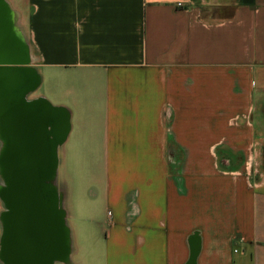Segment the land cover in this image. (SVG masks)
<instances>
[{
  "label": "crops",
  "instance_id": "obj_1",
  "mask_svg": "<svg viewBox=\"0 0 264 264\" xmlns=\"http://www.w3.org/2000/svg\"><path fill=\"white\" fill-rule=\"evenodd\" d=\"M5 1L59 119L54 264H264V0Z\"/></svg>",
  "mask_w": 264,
  "mask_h": 264
},
{
  "label": "flooded vegetation",
  "instance_id": "obj_2",
  "mask_svg": "<svg viewBox=\"0 0 264 264\" xmlns=\"http://www.w3.org/2000/svg\"><path fill=\"white\" fill-rule=\"evenodd\" d=\"M3 17L9 24L8 28L3 24ZM11 26L10 17L3 16L0 10V39L5 49H8L4 53L1 51L0 58L16 60L18 54L15 47L18 37L12 34ZM5 65L0 64V67H6ZM10 66L14 67L13 73L7 72L16 74L17 65ZM27 79L22 80L18 75L0 78V130L4 138L1 162L5 178L30 173L20 169L32 166L35 170L37 168L38 174L48 173L49 167L56 160L53 149L54 140L59 132V119L52 115L45 105L25 100L27 93L25 94L24 89L28 85ZM2 196L6 212L2 226L1 260L3 264H15L16 239L25 231L23 228L26 226V217L30 216L32 210L24 205L25 192L14 189L9 180L5 181ZM56 227V230L55 226L52 227L51 231L59 242L60 252L65 240V230L59 225Z\"/></svg>",
  "mask_w": 264,
  "mask_h": 264
},
{
  "label": "water",
  "instance_id": "obj_3",
  "mask_svg": "<svg viewBox=\"0 0 264 264\" xmlns=\"http://www.w3.org/2000/svg\"><path fill=\"white\" fill-rule=\"evenodd\" d=\"M0 10L3 16L9 17V6L5 0H0ZM3 20L6 21L4 17ZM5 50L8 49H5L0 39V53L1 51L4 53ZM16 61H19V59L0 58V64H6V67H0V70L3 71L0 72V78L6 79L13 75L20 76L22 80L28 78V85L24 89L26 94L37 86V78L26 67H16L18 68L16 74H9L8 72L13 73L14 68L10 65L16 64ZM1 90L5 92L3 89ZM56 168L57 162L54 161L49 167L48 173L42 175L38 174L37 168L35 170L33 166L32 168L20 169L21 171L27 170L30 173H23L19 176L12 175V177L5 178L6 176L4 177L3 174L5 181L8 182L9 180L14 189L25 192L24 205L32 210L30 216L26 217V226L23 228L25 231H22L16 239L15 264H54L55 261H62L67 257V239L63 241V247L59 252V242H57L51 231L54 226L55 230L57 229L56 225L64 227V211L61 198L53 182Z\"/></svg>",
  "mask_w": 264,
  "mask_h": 264
},
{
  "label": "rangeland",
  "instance_id": "obj_4",
  "mask_svg": "<svg viewBox=\"0 0 264 264\" xmlns=\"http://www.w3.org/2000/svg\"><path fill=\"white\" fill-rule=\"evenodd\" d=\"M9 17H10L11 23H13V25L15 27L17 16H16V13H15L14 8L12 6H9ZM16 29H17V31L20 32V29H18V28H16ZM26 95H27V98H29L28 99L29 101H30V99H34V93L33 92L28 91ZM3 147H4V142L2 141V134H0V264H2V262H1L2 226H3V220H4V216H5V212H6L4 202H3V196H2V192L5 188V179L3 177V169H2V162H1ZM53 182L55 184V181H53ZM75 245H76V250L73 254L74 264H107V261L109 264V262L111 261L109 259L108 260L105 259V255L103 253L104 252V243H103V248H102V252H101L104 257H99V255L93 254V258H91V259L86 258V254H87V252L88 253L90 252V249L95 251L96 246L90 248V246H84V244H81L79 242H76ZM98 249L100 251L101 247H99ZM56 264H61V263L57 262Z\"/></svg>",
  "mask_w": 264,
  "mask_h": 264
},
{
  "label": "bare ground",
  "instance_id": "obj_5",
  "mask_svg": "<svg viewBox=\"0 0 264 264\" xmlns=\"http://www.w3.org/2000/svg\"><path fill=\"white\" fill-rule=\"evenodd\" d=\"M3 21H4V20H3ZM5 23H6V22L4 21V22H3L4 26H5ZM5 27H6V26H5Z\"/></svg>",
  "mask_w": 264,
  "mask_h": 264
}]
</instances>
